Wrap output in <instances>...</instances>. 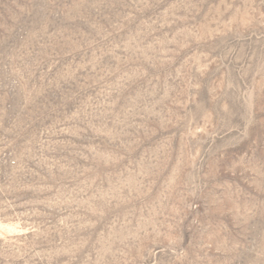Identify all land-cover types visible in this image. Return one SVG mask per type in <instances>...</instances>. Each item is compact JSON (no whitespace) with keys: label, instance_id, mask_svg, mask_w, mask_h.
<instances>
[{"label":"rangeland","instance_id":"1","mask_svg":"<svg viewBox=\"0 0 264 264\" xmlns=\"http://www.w3.org/2000/svg\"><path fill=\"white\" fill-rule=\"evenodd\" d=\"M0 264H264V0H0Z\"/></svg>","mask_w":264,"mask_h":264}]
</instances>
